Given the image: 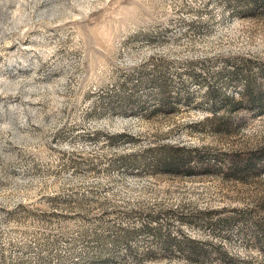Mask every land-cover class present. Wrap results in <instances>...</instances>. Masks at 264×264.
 Wrapping results in <instances>:
<instances>
[{"label": "rangeland", "instance_id": "rangeland-1", "mask_svg": "<svg viewBox=\"0 0 264 264\" xmlns=\"http://www.w3.org/2000/svg\"><path fill=\"white\" fill-rule=\"evenodd\" d=\"M0 264H264V0H0Z\"/></svg>", "mask_w": 264, "mask_h": 264}, {"label": "trees", "instance_id": "trees-1", "mask_svg": "<svg viewBox=\"0 0 264 264\" xmlns=\"http://www.w3.org/2000/svg\"><path fill=\"white\" fill-rule=\"evenodd\" d=\"M249 161H246V164L242 165L239 169H237L236 165L234 164L233 169L236 171H243L245 167H252V163L250 162V159H248ZM241 169V170H240ZM248 169V168H247ZM246 170V169H245Z\"/></svg>", "mask_w": 264, "mask_h": 264}]
</instances>
